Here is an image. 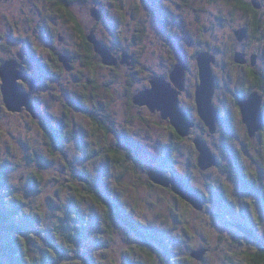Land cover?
<instances>
[{
  "label": "rangeland",
  "instance_id": "obj_1",
  "mask_svg": "<svg viewBox=\"0 0 264 264\" xmlns=\"http://www.w3.org/2000/svg\"><path fill=\"white\" fill-rule=\"evenodd\" d=\"M136 1L104 0L101 6L105 7L106 18L98 28L100 37L118 55L134 56L138 62L136 69H139L136 74L128 69L129 65L117 72L101 67L89 69L84 59L78 57L79 50L82 51L79 33L68 19L75 14L82 25L89 28V7L93 4L78 2L70 5L69 10L62 8L63 12L48 0H16L11 6L1 5L0 65L19 52L28 56L23 68L41 86L38 85L33 93L27 86L29 91H26L41 120L33 121L26 109L20 113L9 112L3 102L0 80V163L5 166L2 169L5 186L0 187V197L9 203L16 195L25 197L27 203L22 205L23 213L15 221L24 227L31 253L41 254V248L52 247L57 254L51 261L59 264L85 263L83 256L95 258L88 264H100L98 261L101 264H152L146 244L121 221L114 219L110 232L105 228L102 224L104 208L88 197L85 180L103 197L121 200L127 212L150 227L173 229L162 222L160 214L169 213L171 208L173 212H183L191 235L183 233L186 242L179 237L170 246L174 260L177 261L178 256L182 258L178 264H246L244 253L256 249L234 223L242 222L264 232V127L255 137L249 138L238 104L255 91L264 99V18L254 35L250 28L253 18L227 0H157L154 6L153 2L141 6L142 12L138 15V6H132ZM261 1L264 4V0ZM118 2L125 5L121 6L123 9L118 7ZM261 10L264 11V6ZM43 26L45 32L41 29ZM243 28L249 35L239 42L235 32ZM59 33L64 38L63 46L57 41ZM51 49L78 57L75 72H65L50 80L47 72L41 71L45 67H40L31 53L35 50V56L47 62ZM206 51L215 56L213 103L220 115L215 135L210 133L195 109L199 81L197 57ZM237 53L250 59L258 55L257 64H237ZM174 59L179 60L176 65H188L187 89L179 99L195 124L189 136L180 142L174 138L169 121L151 113L146 106L130 102V96L148 87L150 79L161 76L169 80ZM249 69L257 71L263 85H257ZM89 79L98 83L93 99L99 102L95 107L92 102L85 106L114 127L108 138L90 118L80 113L77 106L79 95L82 96L81 88H85ZM35 87L31 84L33 90ZM111 99L116 100L114 107L99 108V103L104 105ZM262 106L264 113V100ZM71 117L74 118L71 127L66 126ZM46 131L53 135L46 136ZM125 135L140 146V163L124 158L122 136ZM198 138L206 142L218 161L215 167L204 172L197 166L199 152L194 141ZM108 146L122 153H119L122 167L115 166L111 158L104 156ZM237 150L242 153L237 163L239 168L234 158ZM150 171H158L170 179L180 178L193 190L198 189L203 196L204 211L195 210L161 186H147ZM120 173L125 176L124 187L119 185ZM35 175L40 178L42 175L43 181L36 183ZM257 185L261 188H256ZM80 195L88 199L81 205L77 204ZM37 208L41 220H35L40 213L35 212ZM228 210L234 217L231 221L228 217H220ZM38 232L43 234L42 238ZM8 237L2 236L0 231L1 260L6 254L2 246L9 243ZM12 239L16 241L18 235H13ZM70 239L73 249L65 253L66 242ZM154 245L158 254L164 255V249ZM19 246L16 247L19 249ZM199 250H207L203 262L183 263V255ZM168 260L166 255L164 261L167 263L164 264H170ZM157 264L163 263L159 260Z\"/></svg>",
  "mask_w": 264,
  "mask_h": 264
},
{
  "label": "trees",
  "instance_id": "obj_2",
  "mask_svg": "<svg viewBox=\"0 0 264 264\" xmlns=\"http://www.w3.org/2000/svg\"><path fill=\"white\" fill-rule=\"evenodd\" d=\"M69 1L71 2L72 0H67V3H63L62 0H59L57 2L58 4L55 7L58 8L59 10H61L62 8L69 10V8L72 6H63L64 4L70 5ZM150 1H152V0H145V2L142 0H137V3H136V6H138L136 8L137 9V12H136L137 15L139 12H142L141 6H147L148 4L150 5V3H152ZM156 1L157 0L153 1V3H152L153 6L156 3ZM184 1L186 2V0H184ZM227 1L233 3L235 5V7L240 9L244 14L249 15L253 18L250 28L253 29V34L255 35L259 31V26L261 24V18L263 21L264 11L261 10V12H260V9L255 8V6L253 5L254 0H227ZM257 1L262 4L261 0H257ZM15 2H16V0H0V10L3 7L1 5L5 4V6H11L12 3H15ZM176 6H178V5H176ZM262 6H264V4H262ZM118 7L121 8V6H118ZM121 9H123V8H121ZM67 12H70V11H67ZM260 13H262V17L259 15ZM136 17L137 16H134V18H136ZM68 21L72 22L73 27L81 35L82 39H84L83 50L85 51V53L87 55V60H88L84 65H86L89 69H95L96 67H101L99 60H97V58L100 56H98L94 53V49H93L94 45L90 44L91 42L88 39L89 36L86 37V33L85 32L82 33L83 27H82L81 19L79 17L71 14L70 19H68ZM174 23H177V21L174 20ZM41 29H43L45 32V26L41 27ZM251 36H252V33H251ZM1 38H3V37L0 35V46L3 45V42H1ZM34 51L35 50H33V52L31 53L34 61L38 62L40 67H45L41 71L45 70L47 72V74L49 75L50 80H51V78L57 79L59 77V75L63 74V70L60 68L61 65L63 66V64L60 61V55L55 54L51 50V52H50L51 58H48L47 62H44V60L42 58L35 56ZM19 54H22V53L19 52L15 55H12V56H15L14 58H18ZM22 55L26 59H29L28 56H25L24 54H22ZM26 59H25V62L28 61ZM8 60H10V57L8 59L2 61L1 65L4 64ZM178 61H175V59H174L175 63L173 64V68H174V65L177 64L176 62H178ZM24 63H22V64H24ZM63 68H64V66H63ZM116 72H117V70H116ZM133 73L136 74V69ZM251 74L257 80L258 86L263 85L262 78L259 76L258 73H256L255 69H251ZM154 75H157V74H154ZM21 83L24 84L23 82H20V84ZM85 88L92 91L93 92L92 98H95L94 97L95 93H96L97 89L99 88L98 83H96V81L94 79H89L88 81H86ZM263 89H264V86H263ZM54 95L56 96L58 94H54ZM134 96L135 95L130 96V102L132 104H134V102H133ZM2 98H3V96H2ZM60 98H64V96L60 95ZM92 98L89 97L88 92H84L83 96L80 100L81 102H80V104H78L79 105L78 109L82 115L86 116L87 118H90L92 120L93 125L99 131L103 132L104 136L106 138H108L110 136V133L114 131V127L109 126V124H106L102 119H100L97 116L98 114H96V115L94 113L92 114L90 109L85 106L86 103H90V102L93 103L94 107L96 106L97 101H95ZM115 102H116V100H114V99H111L110 101L105 102L107 105L106 107L111 109L112 107L115 106ZM65 106H68V105H65ZM85 107H86V109H85L86 111H84ZM88 111H90V112L88 113ZM239 111H240L241 118H242V113H241L240 107H239ZM32 119H33V121H38V122L41 120L39 116H38L37 120L35 117L34 118L32 117ZM73 119L74 118H72V117L68 118V123L66 126L71 127V123H73L72 122ZM221 119L224 121L223 116H221ZM242 124L246 127V125L243 123V118H242ZM44 130H47V129H44ZM171 130H172V134H173L174 138L177 141L180 142V141H183V139H185V138L181 137L172 126H171ZM246 130H247L248 137L251 138L249 136L247 127H246ZM47 133L48 134L46 136L53 135L49 131ZM116 135L121 137V134H119V133H116ZM122 139L124 140V147H125L124 158L129 162H132V160L134 159V162L140 163L142 160H141L140 153L138 150L140 146L138 145L137 141H135L134 139L131 140L129 135L122 136ZM194 147H195V144H194ZM106 149L107 150H106L104 156H108L109 158H111V160L114 162V164H116L115 166L122 167L121 162H120L121 156H119V153H121V152H118V150H116L115 148H112L111 146L110 147L108 146ZM195 149H196V147H195ZM241 154H242L241 151L237 150V154H235V156H234L236 165H237V163L239 164L240 160L242 159ZM123 162H125V160H123ZM197 166L199 167L198 163H197ZM241 166H243V165L241 164ZM239 167L237 165V168H239ZM2 169H5V166L2 163H0V187L5 186V178L2 174ZM202 172H204V171H202ZM39 176L35 175V182L38 184L43 181L42 175H41V178ZM124 179H125V176H122V174L118 177L120 186H123V187L125 186L124 185ZM85 181L88 185L87 191L90 194L88 197L104 208L105 212H104V216H103V223L102 222L101 223L103 225L105 224V228L109 229V232L111 231L110 229H113V226H112L113 220L117 219V220L121 221L124 226H126L127 228L132 230L146 244V246L148 247L147 254H148L150 262L152 264H157L159 260H161V262L163 264L167 263L166 261H164V257H166V255L169 257L168 261H170V264H178V262L182 260V258L180 256H178L179 261L174 260V257H175V256H173L174 252L172 253V249L170 248V246H172L173 242L178 241L180 238H182L184 235L183 233L187 232L188 235L189 234L191 235V233L188 229V225H187L188 223L186 222L187 220L183 217V215H185V214H183V212L182 213H180V212L176 213V212H173L172 211L173 209L171 208L168 211L169 213H166L164 215L160 214L159 217L162 218L161 219L162 222L167 224L168 226L169 225L171 227L173 226V229H169L168 226H167L168 228L150 227L148 224H146L143 221H137L132 216L131 213L127 212V210H125V208L122 206L121 200L119 201L118 198L113 197L111 195H110L111 197H108V198L103 197L102 194H99L98 192H96L95 189H93L91 187V185H92L91 182H89L87 180H85ZM147 186H149V187H155L156 186L151 182L149 177H148ZM256 188H261V185H257ZM167 190H169V192H171V189H167ZM194 191L198 195H200L198 189H195ZM200 197L203 200V196L200 195ZM24 198L25 197H23L21 194L16 195V196H14L12 202L9 203L6 201V199L3 196L0 197V231L2 233V236L3 235L9 236L8 237L9 243L7 245L2 246V250L5 251L6 254L2 260H1L2 257H0V264H57L58 262H56L55 260L51 261V260H53L54 254H57V251H55V249H53L52 247H49L47 250L41 248L40 249L41 254L36 255V254L31 253L32 251H31V246H30L29 240L24 236V230L25 229L23 226H19L15 221V220H18V218H20L22 213H23V212H21V208H23L22 205L27 203L24 200ZM224 198L225 197L223 195L220 198V200L223 201ZM179 199L180 198L178 197V200ZM77 200H78L77 204L81 205L83 203V201L88 200V199L86 197L83 198V196L80 195V199L78 198ZM204 209H205V207H204ZM204 209H203V211H204ZM35 212H40V211L37 208L35 210ZM38 216L40 217V219L38 218ZM41 217H42V215L40 212L37 214V218H35V220H41ZM220 217H226V218L228 217L230 221L233 220V218H234L229 210H228V213L220 214ZM234 226L236 228H238L244 234V236L249 241H251L253 243V246L256 249L255 252H251L249 254L244 253L245 256L247 257L245 259L246 264H264V232H262L260 230L256 231V228L248 227L245 224H243L242 222H235ZM69 229H70V227H69ZM75 229H77V228H75ZM151 229H152V231H151ZM74 231H76V230H74ZM80 231L84 232V230L83 229L81 230V228H80ZM15 234L18 235V239L16 241L14 239H12V236ZM73 234H75V233H73ZM38 235L40 237L43 236V234H41V232H38ZM191 237H190V239L194 238V237H192V238ZM73 238H75V235L73 236ZM184 239H183V243H185L187 240L186 238H184ZM72 243H73V241L71 242V239L68 242H66V248L64 250L65 253H67V251L70 252L73 249ZM154 244H156L158 246V248L161 247L164 249V255L158 254V251H157ZM19 245H21L22 247H20ZM16 246H19V249ZM130 251L134 252L133 249H130ZM141 251H143V250H141ZM61 252L63 254V250ZM176 257H177V255H176ZM82 258H84L85 263H81V264H88L89 261H91V262L95 261V258L93 256H90V258H86V259L83 256ZM193 261L203 262V261L196 260L195 258H193L191 256V254L190 255H183V263L184 262L185 263H193ZM230 261H231V259H230ZM98 263L101 264L102 262L98 261Z\"/></svg>",
  "mask_w": 264,
  "mask_h": 264
},
{
  "label": "water",
  "instance_id": "obj_3",
  "mask_svg": "<svg viewBox=\"0 0 264 264\" xmlns=\"http://www.w3.org/2000/svg\"><path fill=\"white\" fill-rule=\"evenodd\" d=\"M256 9H261L262 4L257 0L253 1ZM92 16L101 20V12L93 9ZM246 28L235 32L237 41L242 42L248 37ZM91 44L94 45L95 52L101 57L103 64L107 66H117L119 60L113 55L110 49L103 46L97 39L95 33L88 37ZM120 63L135 68L134 58L129 53H123ZM257 56L251 58L252 66L257 64ZM25 60L22 54L18 58H12L0 66L1 93L3 102L9 112L17 113L26 109L33 117H36L35 108L32 99L20 85L19 81L26 82L29 74L22 68L21 62ZM60 61L67 72L73 71L72 61L68 56L61 55ZM199 69V84L196 87L195 99L198 115L204 124L209 128L211 134L217 131L216 125L220 120L213 97L216 89V82L212 70V64L215 63V56L209 52H203L197 57ZM235 62L246 64L248 61L244 54H236ZM188 72L187 64L175 65L169 75V80L164 77L156 76L151 79L149 89L137 93L133 102L135 105L148 107L152 113L159 112L162 119L170 122L177 133L186 138L191 133L195 124L192 122L188 111L180 105V94L185 89V76ZM36 80H31L35 86ZM263 96L258 92H253L247 99L239 102L242 113L243 123L248 129L250 137H255L257 132L264 127ZM196 150L199 152L198 165L202 171H206L218 164L217 157L212 153L209 146L202 138L194 141ZM149 178L154 185L161 186L171 191L180 199L190 204L195 210L203 211L204 205L202 198L191 187L186 185L182 179H170L158 171H150ZM207 250L193 251L191 256L198 261H202Z\"/></svg>",
  "mask_w": 264,
  "mask_h": 264
},
{
  "label": "flooded vegetation",
  "instance_id": "obj_4",
  "mask_svg": "<svg viewBox=\"0 0 264 264\" xmlns=\"http://www.w3.org/2000/svg\"><path fill=\"white\" fill-rule=\"evenodd\" d=\"M49 2H51V4L54 6H56L58 3V1L59 0H48ZM63 1V3H67V0H62ZM142 1H144L145 2V0H142ZM153 1H155V0H152V1H150V2H153ZM53 2V3H52ZM70 2V1H69ZM78 2L79 3H84V4H86V5H88V4H90V5H92L93 7H89L90 8V10H89V14H90V23L88 24L89 25V28H86L84 25H82V27H83V31H82V33H86V37L87 36H89L91 33H95V35L97 36V39L100 41V43L102 44V45H104L105 47H107L108 49H110L111 50V52L113 53V55L119 60V64L117 65V66H107V65H105V64H103V62H102V59L100 58V57H98L97 58V60H99V62H100V64H101V68H104V69H111L112 71H116V70H121V68L122 67H127V65H123L122 66V64L120 63V59H121V56H122V54L123 53H121L120 55H118L116 52H115V49L113 48V47H111L108 43H106V40H103L101 37H100V35L98 34V28L100 27V25L104 22V20H105V18H106V12H105V7L103 8L102 6H101V3L102 2H104V0H72L71 2H70V5H75V4H78ZM94 2V3H93ZM157 2V1H156ZM136 3H137V1H136ZM136 3L135 4H133L132 6H136ZM118 4H119V6H125L124 4H122V3H120V2H118ZM70 5H63V6H70ZM263 7V6H262ZM93 9H98L100 12H101V20L100 21H97L93 16H92V11H93ZM62 11V10H61ZM63 12V11H62ZM74 16H75V14H73ZM71 22V21H70ZM72 23V22H71ZM81 23H82V21H81ZM51 35H52V33H51ZM55 35V34H54ZM79 37H80V41H81V46H82V51L81 50H79V52H80V54H79V58H82V59H84V64L88 61L87 60V55H86V53H85V51L83 50V45H84V39H82V37H81V35L79 34ZM64 38H63V36L61 35V33H59L58 35H57V41L63 46L64 45ZM83 41V42H82ZM91 44V43H90ZM79 46H80V43H79ZM93 49H94V47H93ZM55 54H58V55H65V56H68L70 59H71V61H72V66H73V71L75 72V70H76V63L78 62V57H73L71 54H66L65 52H58L57 50H55V49H51ZM63 51V50H62ZM94 53L96 54V55H98L96 52H95V49H94ZM99 56V55H98ZM258 56V55H257ZM15 56H11L10 57V59H12V58H14ZM133 58H134V56H133ZM252 58V57H251ZM26 59V58H25ZM247 59V61H248V63H250L251 64V66H252V62H251V59H250V57L249 58H246ZM26 60H28V59H26ZM25 62V60L22 62V63H24ZM134 63H135V69L136 68H138V62L135 60V58H134ZM187 64V63H186ZM62 70H63V73H72V72H67L64 68H63V66L61 65V67H60ZM128 69H130V71H132V72H134L135 70L134 69H132V68H129L128 67ZM134 70V71H133ZM199 70V69H198ZM250 70V72H251V69H249ZM138 71H139V69H136V73H138ZM256 71V70H255ZM73 72V73H74ZM257 72V71H256ZM171 73V72H170ZM169 73V74H170ZM187 74H188V72H187ZM186 74V75H187ZM29 79H28V81H26V82H23L24 84L22 85V87L23 86H25L26 85V87H24V90L26 91V89H27V86H28V88H30V91H32V93H33V91H37V87H38V85L39 86H41V83L39 84V83H36V87L34 88V90L31 88V80L32 79H34L33 78V75L29 72ZM197 78H198V80H199V71H198V76H197ZM197 80V79H196ZM37 81V80H36ZM150 81H151V79L149 80V83H148V87H147V85H146V88L144 87V89H142V90H146V89H149L150 87H151V85H150ZM38 82V81H37ZM197 82V81H196ZM198 84H199V81H198ZM32 86H33V84H32ZM85 86V85H84ZM47 88H49V86H46ZM186 89H187V87H186V80H185V90L183 91V95H184V93L186 92ZM28 90V89H27ZM29 91V90H28ZM28 91H26V93H28L29 95H30V93L28 92ZM84 92H86V89L85 88H81V93H82V96H83V93ZM140 92V91H139ZM195 92H196V90H195ZM93 92L92 91H89V97L90 98H92L91 96H93V94H92ZM253 93V92H252ZM252 93H248L246 96H250ZM259 93V92H258ZM245 94V93H244ZM243 94V95H244ZM136 95V94H135ZM261 95V94H260ZM31 96V95H30ZM82 96H81V94L79 95V98H80V100H81V98H82ZM262 96V95H261ZM193 97V96H192ZM248 97H246V98H248ZM191 98V97H190ZM246 98H244V99H246ZM93 99V98H92ZM243 99V100H244ZM264 100V99H263ZM96 101V100H95ZM81 102V101H80ZM80 102H78V104H80ZM97 102H99V101H97ZM77 104V106H78V108H79V105ZM100 105H99V108H105L106 110H108V108L106 107L107 105H106V103L103 105V104H101V103H99ZM192 105H194L193 104V102H192ZM195 105H196V100H195ZM239 105V104H238ZM146 108H148V107H146ZM193 108H194V106H193ZM67 109V108H66ZM185 109V108H184ZM195 109H196V111H197V114H198V110H197V106H195ZM148 110L152 113V111L148 108ZM84 111H86V110H84ZM69 112V111H68ZM65 113V116H68V113L67 112H64ZM156 114H159L160 115V113L159 112H156ZM32 116V115H31ZM98 117H101L99 114L97 115ZM161 116V115H160ZM199 116V115H198ZM33 117V116H32ZM34 118V117H33ZM36 120H37V118H38V116H37V114H36ZM162 118V117H161ZM200 118V117H199ZM201 120V119H200Z\"/></svg>",
  "mask_w": 264,
  "mask_h": 264
},
{
  "label": "bare ground",
  "instance_id": "obj_5",
  "mask_svg": "<svg viewBox=\"0 0 264 264\" xmlns=\"http://www.w3.org/2000/svg\"><path fill=\"white\" fill-rule=\"evenodd\" d=\"M22 68H23V67H22ZM23 69H24V68H23ZM184 90H185V89H184ZM182 93H183V92H182ZM216 133H217V131H216ZM216 133H215V134H216ZM215 134H212V135H215Z\"/></svg>",
  "mask_w": 264,
  "mask_h": 264
}]
</instances>
